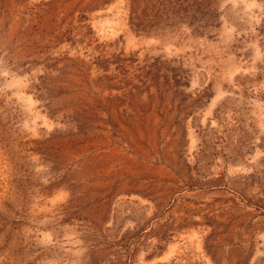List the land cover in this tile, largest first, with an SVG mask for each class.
I'll use <instances>...</instances> for the list:
<instances>
[{"label": "rangeland", "instance_id": "1", "mask_svg": "<svg viewBox=\"0 0 264 264\" xmlns=\"http://www.w3.org/2000/svg\"><path fill=\"white\" fill-rule=\"evenodd\" d=\"M0 264H264V0H0Z\"/></svg>", "mask_w": 264, "mask_h": 264}]
</instances>
